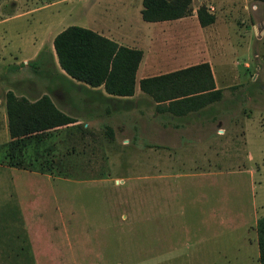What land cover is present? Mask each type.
<instances>
[{"label": "rangeland", "instance_id": "obj_1", "mask_svg": "<svg viewBox=\"0 0 264 264\" xmlns=\"http://www.w3.org/2000/svg\"><path fill=\"white\" fill-rule=\"evenodd\" d=\"M31 2H54L48 14H34L53 20L45 42L68 25L125 37L139 21L145 23L133 13L136 0ZM201 4L212 7V24L201 29L196 20L183 18L158 23L151 34L158 46L164 33L170 35L165 47L174 49L177 36L183 40L187 32L191 38L196 31L200 46L208 48L222 84L216 109L229 112L220 135L229 148L216 150L208 161L191 157L192 151L166 150L164 143L191 135L154 123L137 98L94 102L89 118L78 117L84 95L72 92L75 123L27 136L14 151L7 142L0 146V264H258L264 0H191L188 16ZM9 25L23 30L26 24ZM149 29L134 35L136 45H148L141 34ZM42 51L34 67L0 66L1 92L19 98L33 87L37 95L61 90L51 54L46 46ZM22 58L11 54L5 66Z\"/></svg>", "mask_w": 264, "mask_h": 264}, {"label": "trees", "instance_id": "obj_2", "mask_svg": "<svg viewBox=\"0 0 264 264\" xmlns=\"http://www.w3.org/2000/svg\"><path fill=\"white\" fill-rule=\"evenodd\" d=\"M141 3V18L148 22L188 16L191 11V0H141ZM195 15L200 27L214 21V15L203 4L196 8ZM52 48L58 66L68 77L90 87L101 85L105 93L113 96L133 94L134 73L142 54L139 49L118 45L89 28L77 25H68L57 32L52 39ZM37 60L27 61L26 65L34 67ZM67 80L71 89L76 90L78 86ZM138 87L155 103L154 111L169 118L199 112L221 98V91L214 88L206 63L141 78ZM87 90L80 86L79 92H85L93 101L107 100L98 92ZM4 103L10 137L7 142L9 152L14 151L27 136L76 122L75 117L60 111L46 94L29 101L8 90L4 94ZM106 129L110 132L109 127ZM255 233L257 261L264 264V215L256 219Z\"/></svg>", "mask_w": 264, "mask_h": 264}, {"label": "crops", "instance_id": "obj_3", "mask_svg": "<svg viewBox=\"0 0 264 264\" xmlns=\"http://www.w3.org/2000/svg\"><path fill=\"white\" fill-rule=\"evenodd\" d=\"M52 3L54 2L35 5V3L31 2V0H0V66H4L6 69H20L23 66L18 64L19 61H15L14 63L9 62L5 66V62L8 61V58L11 54L22 55V64L26 65L27 61L38 58V56L43 52L42 50L44 46H46L51 54L52 67L55 70V76L60 82L63 83L62 89L59 91H53L54 94H50L49 90L47 89V92H41L37 95V89L33 87L30 89L29 94H21L23 97L27 98V100L29 101H33L42 94H46L60 111L72 117L76 116L70 114V110H73L74 108V110H76V105L73 103L74 99L70 94L72 92L74 93V91L79 92L80 86L85 87L89 90V92H98L100 96L106 97L107 100L105 102L110 104L111 102H117L120 100H122L123 102H130L132 98H137L140 102L143 103L142 105H145L144 109L146 111H150V118L154 120V123H157L163 127L172 126L177 129V132L188 133L189 135H191V138H189V140L188 138H184L183 136L179 137L176 141H173V145L164 143V146H162L164 149L192 151L191 157L200 156L201 159L205 158L208 161V157L214 158L216 150L222 151L225 148H229L227 144H229L230 142L225 141V137H220V135H223L227 130V126L223 121V118L226 116V114L229 115V112H226L225 114L224 110L220 111L216 109L215 104L222 100V84H219L216 79L214 67L211 60V54L208 48L206 46H200L199 42L196 40V31L191 34V38H185L189 36L187 32H183V40L179 36H177V38L175 37L176 47L174 49L165 47L168 43H170L169 41L173 40V37L169 38L170 35L166 36V34L164 33L162 39L160 40L161 46H158L157 44H155V37L153 36V34H151L153 26L158 23L176 21L183 18H190L191 20H196L197 22L195 10L198 6L192 10V14L190 16H184L172 20L148 22L142 20L140 15V10L142 9L141 0H136V4L134 5L135 12L133 13H135L137 20L139 15L141 20L145 23L139 21V25H137L136 28L132 27L133 29H131L125 37H117L108 29L93 30L96 33L116 42L118 45L139 49L142 53L140 61L138 62L137 68L134 73L133 94L131 96L119 97L105 93L101 85L97 87H90L82 82L68 77L58 66L56 56L52 48V39L57 32L55 34H53L54 32H52L48 38V42H45V36L48 34L53 20L47 19L45 22H43L42 19H35L34 17V14L39 11H46V14H48L49 10H47V8H49ZM207 10L208 12H211L210 10H212V7L210 6V9L207 8ZM16 20L24 21L26 25L23 30L19 29V26L17 25H9L10 23H15ZM196 24H198V22ZM200 28L202 29L204 27ZM143 29L150 30L148 34H141V37L145 38L144 41H146V43L148 44L146 47L136 45L137 38L134 36L138 32L141 33ZM200 63H206L208 65L214 88L220 89L221 98L218 102L205 106L199 112L191 113L183 117L180 116L173 118L166 117V115H158L154 111L155 103L151 102L149 97L140 90L139 93L136 91V86L138 87V83L141 78L169 73ZM58 77L61 78L59 79ZM67 79H69V81H71L74 85L78 86L76 90L71 89ZM66 86H68L69 88L67 89ZM2 92L0 85V146L10 140L7 131L4 103V94L6 92V89H3ZM81 94L84 95V97L80 99L81 107L79 110L80 112H82V114H80V116L78 117L89 118L90 110L93 106L92 104L94 102L101 101H93L85 92ZM53 95H55V97L60 100L61 103H63L62 107L56 105L53 100ZM134 104L135 106H137L136 103ZM98 107L97 105H95V110H98ZM69 125L71 124H68V126ZM61 127L65 126H60L57 128ZM218 129L221 132L220 134H217ZM247 159H249V156H247ZM193 160L194 159L192 158V162ZM15 197L17 196H15L14 194V198ZM19 208L22 211V205H19Z\"/></svg>", "mask_w": 264, "mask_h": 264}]
</instances>
